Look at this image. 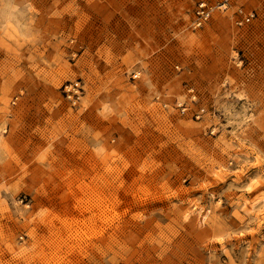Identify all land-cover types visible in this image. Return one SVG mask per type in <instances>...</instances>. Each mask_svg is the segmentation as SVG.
<instances>
[{
    "label": "rangeland",
    "instance_id": "1",
    "mask_svg": "<svg viewBox=\"0 0 264 264\" xmlns=\"http://www.w3.org/2000/svg\"><path fill=\"white\" fill-rule=\"evenodd\" d=\"M200 1L0 0V264H264V0Z\"/></svg>",
    "mask_w": 264,
    "mask_h": 264
},
{
    "label": "built area",
    "instance_id": "2",
    "mask_svg": "<svg viewBox=\"0 0 264 264\" xmlns=\"http://www.w3.org/2000/svg\"><path fill=\"white\" fill-rule=\"evenodd\" d=\"M237 0H215L214 2L200 1L196 4L193 11L195 27H202L210 18L213 11H226ZM236 14L244 23L249 22L253 18L252 12H244L242 7H238Z\"/></svg>",
    "mask_w": 264,
    "mask_h": 264
}]
</instances>
